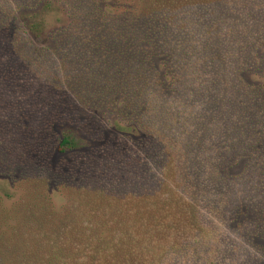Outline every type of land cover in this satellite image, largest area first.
<instances>
[{
  "label": "trees",
  "instance_id": "trees-1",
  "mask_svg": "<svg viewBox=\"0 0 264 264\" xmlns=\"http://www.w3.org/2000/svg\"><path fill=\"white\" fill-rule=\"evenodd\" d=\"M58 1L70 21L37 46L43 0H0V173L25 189L10 206L0 195V264H264V198L235 190L219 143L233 113L264 130L240 70L264 46V0H184L122 25L106 0ZM118 91L137 138H106L95 113ZM80 117L88 138L57 130ZM219 182L217 207L202 196Z\"/></svg>",
  "mask_w": 264,
  "mask_h": 264
},
{
  "label": "rangeland",
  "instance_id": "rangeland-1",
  "mask_svg": "<svg viewBox=\"0 0 264 264\" xmlns=\"http://www.w3.org/2000/svg\"><path fill=\"white\" fill-rule=\"evenodd\" d=\"M46 1L48 0H43V2L35 9V12L37 13L36 18L38 20H44L42 33L36 34L32 31L29 33V36H31L37 46L51 43L49 41L48 32L60 26H65L70 21L66 6L62 2L52 0V3H48L49 8H46L43 5ZM183 1L184 0H106L105 3H102V1L100 3L102 6L105 4L111 6L115 4L117 6L116 9L106 7V10L109 16L122 25L121 18L124 16L129 20H135L138 17L142 19L143 17H146V13L158 8H177L176 15H178V11H180L181 8L180 5L183 4ZM44 8H46V10H43ZM22 11L30 12L31 8ZM170 21V19L164 16H161V18H159V16L153 18V23L161 26V28L170 25ZM150 56L146 55L148 60L145 56L143 58H145L147 62H154L155 57H158V59H156V62L158 63L161 62L164 57L159 55ZM248 61L242 62L243 65L240 67V70L244 71L243 76H241L242 81L244 82L242 87L244 85L246 89L250 91V93H248L252 105L256 106L257 113L264 118V46L258 49L257 56L254 59ZM239 64L240 62L236 65V68ZM190 72L192 73V69ZM125 94L124 91H118L114 94L117 105H94L95 113L100 119L101 125L105 126L104 133L106 138L113 132L133 138L139 137L142 133L140 125L125 124L129 121L133 123L136 122L137 119H135V116L137 114H131V112H128L126 116L120 115L119 111L122 107V99ZM234 114L235 113H233L232 123L237 125V127L227 121L232 130H230L229 133H225V138L223 137L224 139L219 143L223 145L222 150L231 154L232 165L230 167L229 178L232 180L235 190L242 191L248 196L247 200L249 202L252 201L255 204L256 198H264V130L262 132L259 128H239L238 126L241 125H238L237 119L235 118L237 114ZM80 118L81 120L63 121V123L57 125L56 128L58 131L62 132L61 130L67 126L73 128L82 137L88 138L89 134L91 135V132L88 134L85 128L80 124V122H84L83 118L86 121L87 119L85 117ZM92 123L91 126L96 127L94 122ZM117 124L120 125L117 126ZM114 125L115 128L113 127ZM262 127L264 129V126ZM92 143L97 146L95 142ZM66 155L67 154H65V156ZM62 157L61 154H55L53 159L54 165H58L63 160ZM67 171L68 169L66 168L64 172L66 173ZM7 172L0 173V195L3 196L5 204L10 206L14 201L21 200L25 196V189L22 186H18L16 182L11 179L12 174H5ZM212 189L213 190H210L208 194L202 196V199L208 204L219 207L221 203L220 196L223 194L220 182L217 184L216 188ZM51 190L57 206H61L66 202L65 196H63L61 192H58L55 183L51 184ZM235 196L237 201L240 200L236 193ZM262 205L264 207V201L262 202ZM233 206L235 205H231L230 208L232 209ZM229 212V210L225 212L218 210L217 213H214L213 219L215 220V226H217V222H220V218L222 217L224 218V222H228ZM219 215L222 217H218ZM239 218L250 221L254 217L253 215H242L239 216ZM259 218L261 217L259 216L257 219ZM258 241L264 244V238L258 239ZM262 260L264 261V251H262Z\"/></svg>",
  "mask_w": 264,
  "mask_h": 264
}]
</instances>
